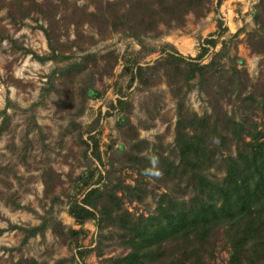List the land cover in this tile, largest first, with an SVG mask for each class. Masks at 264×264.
<instances>
[{
  "label": "trees",
  "instance_id": "obj_1",
  "mask_svg": "<svg viewBox=\"0 0 264 264\" xmlns=\"http://www.w3.org/2000/svg\"><path fill=\"white\" fill-rule=\"evenodd\" d=\"M90 1L93 2L91 10L75 6L68 0L53 1L49 8L42 6L43 0L6 2L7 15L14 23L29 11H36L43 17L46 25L40 26L48 51L40 55L32 54L39 61L51 59L56 62L46 73L47 82L54 79L64 82L67 78L81 80L85 76L88 84L84 82L81 86L83 99L93 95L90 85L94 74H109L104 69L112 66L117 56L111 50L99 53V57L105 55L109 60L99 68L96 52L86 51L77 59H70L66 51H70V43L76 47L79 44L82 16L89 25H96L98 29L109 26L111 30H118L140 43L141 36L157 30L158 22L175 25L182 21L183 13L189 10L200 12L207 0ZM220 1L216 0V4ZM251 12L253 21L259 25L248 32L249 46L264 58V0H256ZM70 24L74 33L72 39L67 37ZM62 34L64 39L60 38ZM202 41L213 46L216 39L211 36L204 37ZM206 49V45H201L194 56H187L189 59H186L173 46L170 49L162 46L159 51L163 54L152 62H134L129 82L135 79L138 84L147 87L162 78L173 97L175 117L171 146L165 151L160 143L137 136L134 126H131L134 132L126 140L128 146L120 150L117 145L115 150L120 156V163L134 171L132 182L110 178L109 170L104 174L98 173L93 183L103 179L99 184L88 185L79 198L69 199L66 211L80 225L78 228L64 227L49 211L46 210L45 215L37 214L27 206L40 218L37 223L7 224L9 228L21 231L20 244L35 234L43 236L46 228L63 242L67 237L75 242L79 233L83 232L81 225L94 219L98 235L114 237L125 250L118 255L102 257L108 264H212L215 252L220 248L226 251L225 264H264V126L258 128L247 122V115L241 116L245 107H251L250 112L258 109L264 117V77L254 93L243 87L246 78L244 69L233 65L228 75L223 74L224 66L219 63L221 50L214 51L207 62L199 61ZM28 50L23 48V51ZM58 61L64 62L57 64ZM193 83L198 88L205 89L203 84L208 86L206 93L211 103L210 111L198 113L186 103V93ZM221 94H225L226 101H230L232 106L229 110L222 107L219 100ZM126 104L127 101L120 97L110 103L118 109ZM0 114L1 134L9 115L5 108L0 110ZM118 120L122 121L121 124L128 122L123 114ZM77 126V123L70 122V127ZM76 136L85 147L96 150L94 135H87L90 143L80 131H76ZM152 155L159 158L156 166L162 172L159 178L143 174L144 169L151 167L148 157ZM43 174L55 179V182L59 180V174L50 167L42 171L44 189L50 192L52 184L48 185ZM91 175V172L80 173V184L87 185L90 180L87 178ZM149 178L162 187L156 193L153 207L146 208L144 212L128 209L125 201L145 200V183ZM47 192L44 190V194ZM5 197L12 202L13 197ZM12 204L13 207H21L14 200ZM94 248H76V256L82 258L86 251ZM66 258L58 257L52 264H61ZM8 264L38 262L32 256L20 254Z\"/></svg>",
  "mask_w": 264,
  "mask_h": 264
},
{
  "label": "rangeland",
  "instance_id": "obj_2",
  "mask_svg": "<svg viewBox=\"0 0 264 264\" xmlns=\"http://www.w3.org/2000/svg\"><path fill=\"white\" fill-rule=\"evenodd\" d=\"M43 1L44 8L51 7L53 1L59 3V0ZM255 1L221 0L217 5L216 0H207L201 13L189 10L182 14V21L175 25L158 22L157 30L141 36L140 43L118 30H111L109 26L98 29L96 25H89L82 16L79 44L76 47L70 43V51H66L70 59L75 60L86 51L96 52L99 68V65L109 63L108 58L105 55L99 57V53L111 50L117 56L112 66L104 69L109 74H94L90 85L93 95L83 99L81 86L84 82L88 84L85 76L81 80L67 78L64 82L59 79L47 82L46 73L56 62L51 59L39 61L32 54L40 55L48 51L47 40L40 26L46 25L43 17L36 11H29L14 23L6 12L7 0H0V110L5 108L9 115L7 126L0 134V264H8L20 254L32 256L38 264H52L61 256L67 257L61 264H108L102 257L125 251L114 237L98 235L94 219L81 225L83 232L79 233L75 242L70 241L69 237L68 241L63 242L46 228L43 236L35 234L20 244L21 231L9 228L7 224L37 223L40 219L37 214L45 215L47 210L64 227L78 228L80 225L66 211L69 199L79 198L88 185L99 184L103 179L93 183L98 173L104 174L109 170L110 178L132 182L134 171L120 163V156L115 150L117 145H121L120 150L128 146L126 140L134 132L131 126H134L137 136L160 143L165 151L169 149L175 116L173 97L166 83L162 78L147 87L138 84L135 79L129 82L134 62H152L163 54L159 51L162 46L168 49L173 46L189 59L187 56H194L201 45H206V51L198 59L203 63L210 59L214 51L221 50L219 63L225 68L223 74L228 75L233 65L244 69L246 78L243 87L255 93L264 77V58L260 52L250 48L248 40V32L259 25L251 17ZM68 2L86 10H91L93 5L90 0ZM56 12L58 16V10ZM72 28V24L68 25V39L74 37ZM211 36L216 39L215 44H204L203 38ZM60 38L64 39L65 36L62 34ZM23 48L29 50L23 51ZM63 62L58 61L57 64ZM203 87L206 88H198L193 83L186 93V103L198 113L211 109L206 93L209 88L204 84ZM118 97L127 101L124 108L110 105ZM226 97L221 94L219 100L222 107L229 110L232 105L229 100L226 101ZM250 109L245 107L241 116L247 115L248 123L263 127L262 114L258 109L254 108L252 112ZM121 114L127 117V123L121 124L122 121L118 120ZM70 122L77 123V128L70 127ZM76 131H80L86 139L87 135H94L97 139L96 150L85 147L76 136ZM47 167L59 174L57 182L43 174L48 185L52 184L50 192L44 189L41 177ZM83 171L92 173L91 178H87L90 179L87 185L80 184L78 176ZM145 187V200L125 201L128 209L144 212L146 208L153 207L156 193L162 187L151 178ZM44 190L47 194H44ZM5 195L13 197L21 207H13V200L11 202ZM93 246L95 248L86 251L82 258L76 256V248L88 249ZM225 259L226 251L220 248L215 252L212 264H225Z\"/></svg>",
  "mask_w": 264,
  "mask_h": 264
},
{
  "label": "clouds",
  "instance_id": "obj_3",
  "mask_svg": "<svg viewBox=\"0 0 264 264\" xmlns=\"http://www.w3.org/2000/svg\"><path fill=\"white\" fill-rule=\"evenodd\" d=\"M151 167L144 169L143 174L148 177L159 178L162 176V172L157 169V165L159 163V158L155 155L149 156Z\"/></svg>",
  "mask_w": 264,
  "mask_h": 264
},
{
  "label": "water",
  "instance_id": "obj_4",
  "mask_svg": "<svg viewBox=\"0 0 264 264\" xmlns=\"http://www.w3.org/2000/svg\"><path fill=\"white\" fill-rule=\"evenodd\" d=\"M119 146V148H121V145H118Z\"/></svg>",
  "mask_w": 264,
  "mask_h": 264
}]
</instances>
